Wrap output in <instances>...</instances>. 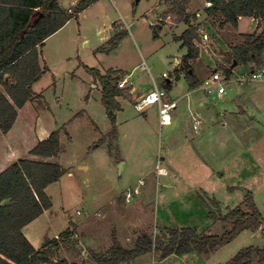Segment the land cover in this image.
Here are the masks:
<instances>
[{
	"label": "rangeland",
	"instance_id": "374dc122",
	"mask_svg": "<svg viewBox=\"0 0 264 264\" xmlns=\"http://www.w3.org/2000/svg\"><path fill=\"white\" fill-rule=\"evenodd\" d=\"M57 1L66 10L72 2ZM208 7L205 0H191L181 16L160 0H100L46 40L41 65L49 71L33 87L42 98L26 107L13 136L0 133V170L7 167L2 149L7 143L17 148L16 161L42 160L26 154L33 138L27 128L35 127L37 118L40 129L61 131L62 152L47 161L65 175L47 189L52 209L33 227L40 248L46 237L68 229L75 235L49 264H95L93 255L106 254L113 238L130 249L139 236L155 240L170 228L222 236L231 225L220 217L236 208L249 211L252 204L264 218V82L240 84L247 70L238 66L222 97L218 88L207 95L199 87L215 71L226 77L230 47L256 32L259 23L243 18L237 29H220L208 19ZM187 18L202 37L200 57L191 63L195 89L186 79V49L176 41ZM130 74L126 90L135 89L138 97L155 80L180 99L172 126H160L157 106L138 111L130 99L118 98L117 136L110 135L100 79L121 82ZM168 81L171 90L164 89ZM193 117L203 122L199 134ZM158 166L167 174L159 176ZM263 244L261 232H245L206 253L165 260L148 254L129 264H227L242 250Z\"/></svg>",
	"mask_w": 264,
	"mask_h": 264
},
{
	"label": "trees",
	"instance_id": "16d2710c",
	"mask_svg": "<svg viewBox=\"0 0 264 264\" xmlns=\"http://www.w3.org/2000/svg\"><path fill=\"white\" fill-rule=\"evenodd\" d=\"M100 0H80L71 13L62 9L57 0H0V133L7 136L13 129L18 111L41 96L33 92V87L48 73L41 65L42 51L46 40L60 31L90 6ZM191 0H160L169 11L182 16L185 5ZM211 4L206 9L208 19L218 23L220 29L228 26L237 29L243 18L259 23L253 34L243 35L239 45L230 47L226 54L225 75L230 79L238 66L247 71L264 69V0H205ZM187 29L176 38L184 56V70L191 89L198 87L191 63L200 57V28L185 20ZM120 37L111 43L117 45ZM236 68H232L234 64ZM177 80L180 73L177 72ZM102 103L112 123V137L117 136L116 114L120 111L118 98L130 99V91L119 89V79L103 77ZM201 87V86H199ZM172 83L164 85L171 90ZM67 135V134H66ZM61 131L50 134L30 152V156L42 160L21 159L0 174V264H49L63 248L72 245L74 232L70 229L57 238L46 237L39 250L23 234L32 222L52 209V197L47 189L65 175V170L47 159L56 158L62 152ZM44 159V160H43ZM214 219L216 215L210 213ZM231 229L222 236H204L195 229L170 228L160 238L153 240L148 235L139 236L134 246L124 248L113 238L111 248L104 255H93L95 264H129L139 257L157 254L161 260L170 256H181L193 252L206 253L232 242L245 232H261L264 241V218L254 204L249 211L241 208L230 210L224 217ZM264 264V244L251 246L239 252L227 264ZM58 264H69L61 260Z\"/></svg>",
	"mask_w": 264,
	"mask_h": 264
},
{
	"label": "built area",
	"instance_id": "2783aa9c",
	"mask_svg": "<svg viewBox=\"0 0 264 264\" xmlns=\"http://www.w3.org/2000/svg\"><path fill=\"white\" fill-rule=\"evenodd\" d=\"M76 1L72 2L71 8L75 6ZM211 6V4H209ZM204 39L207 40V37L204 36ZM143 70L146 67H142ZM253 72V73H252ZM163 78H167L164 74ZM264 82V69L262 70H254V71H246V74L241 76L239 79L240 84L246 83H263ZM232 83L231 79H227L226 77L222 78L218 71H215L214 74L206 81L203 85H201V90L204 91L207 95H211L216 92L222 97L226 93L225 86L230 85ZM129 81L127 79L122 80L118 83V87L121 90H126L128 88ZM179 101H170L168 99V95L165 90L161 89L156 82H154L153 89L143 96L139 101L135 104V109L138 111H143L145 108L149 106H157L158 114H159V124L161 127H168L172 122V112L178 108ZM202 120L198 117H193V130L195 134L200 133V127L202 126ZM158 175L163 176L167 174V171L159 168L158 166Z\"/></svg>",
	"mask_w": 264,
	"mask_h": 264
},
{
	"label": "crops",
	"instance_id": "0c3cea01",
	"mask_svg": "<svg viewBox=\"0 0 264 264\" xmlns=\"http://www.w3.org/2000/svg\"><path fill=\"white\" fill-rule=\"evenodd\" d=\"M73 1H76V0H72V2ZM72 2L70 3V6H69V9L68 10H66L65 8H62L61 6V8L62 9H64V10H66V11H70L71 9H70V7H71V5H72ZM60 5V4H59ZM242 20V19H241ZM240 20V21H241ZM253 21V20H252ZM71 22V21H70ZM67 25V24H66ZM131 77V74L130 75H126L125 77H122L123 79H129ZM154 82H155V80H153V87H154ZM169 83H170V81H168ZM168 83V84H169ZM204 84V83H203ZM203 84H201V85H203ZM201 88V87H200ZM153 89V88H152ZM151 89V90H152ZM151 90H149V91H147V94L151 91ZM127 91V90H126ZM130 100H131V102H133V104H134V106H135V104H136V102L137 101H139L143 96H145L146 94H143V95H140L139 97H138V95H137V93H136V91H135V89H133V88H131L130 90ZM128 92V91H127ZM168 99L170 100V101H179L180 102V99H177V100H174V99H172L171 98V96L169 95L168 96ZM117 100H119V99H117ZM119 102V101H118ZM119 104H120V102H119ZM28 105H31V103H28L23 109H21V110H19L18 111V118H17V121H16V123H15V125H14V127H13V129L10 131V133L7 135V136H4V137H6V138H8L9 139V137L10 136H13L14 135V133H15V131H16V128H17V124H18V122L20 121V119H21V115L23 114V111H25V109H26V107H29ZM178 106H179V104H178ZM203 106V105H202ZM178 109V108H177ZM176 109V110H177ZM175 110V111H176ZM174 112V111H173ZM172 112V113H173ZM37 122H38V118H37ZM36 122V124H35V127H28L27 128V130H28V134H30L33 138H32V143H30L29 145H27V149H26V154H28L29 156H30V152L37 146V144L39 143V142H41V141H44V140H46L47 138H49V136H50V134H51V132L52 131H50V129H44V128H42V129H40L41 127H39V125H38V123ZM172 124H173V120H172V122H171V125L170 126H172ZM170 126H168V127H170ZM3 150H4V153H5V161H4V164L5 165H7V167H6V169L8 168V167H10L12 164H14V163H16L18 160H20V158L19 159H17V161H16V158H17V156H18V154H17V148H14V147H9V144L7 143V145H6V147L4 146L3 148H2ZM17 155V156H16ZM31 157V156H30ZM6 169H3V170H0V174L3 172V171H5ZM46 213V212H45ZM44 215V214H43ZM42 215V216H43ZM39 219V218H38ZM37 219V220H38ZM36 220V221H37ZM36 221H34V222H32L30 225H28L24 230H23V234L25 235V237L28 239V241L33 245V247L36 249V250H39V248H40V243H39V239H38V233H37V231H34V227H33V225H34V223H36Z\"/></svg>",
	"mask_w": 264,
	"mask_h": 264
},
{
	"label": "water",
	"instance_id": "95a60500",
	"mask_svg": "<svg viewBox=\"0 0 264 264\" xmlns=\"http://www.w3.org/2000/svg\"><path fill=\"white\" fill-rule=\"evenodd\" d=\"M260 32H261V33L264 32V24L262 25V28H261ZM236 67H237V64L235 63V64L232 66V68H236ZM252 73H253V72H252ZM168 83H169V82H168Z\"/></svg>",
	"mask_w": 264,
	"mask_h": 264
}]
</instances>
